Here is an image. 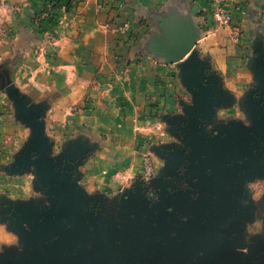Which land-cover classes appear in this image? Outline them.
I'll use <instances>...</instances> for the list:
<instances>
[{"label":"crops","instance_id":"1","mask_svg":"<svg viewBox=\"0 0 264 264\" xmlns=\"http://www.w3.org/2000/svg\"><path fill=\"white\" fill-rule=\"evenodd\" d=\"M16 1L7 6L13 13L15 24L9 46L0 53V92L33 93L38 100V96L45 94L49 99L46 103H31L33 111L41 110L38 118L20 116L21 133L29 130L23 124L32 121V125L38 126L36 132H45V137L38 135L32 145L23 144L26 136L19 143L23 155L37 152L36 161L19 166L24 178L25 175L32 176L33 185L42 178L51 182L54 175H60L64 159L72 152L83 155L90 136L101 145L99 153L104 143L101 137H106L108 155L112 153L114 156L109 157L108 162L96 158L90 173L112 172L118 165L122 171L131 169L134 161L139 162L137 156L141 154L133 149L134 143H146L150 136H154L153 130L156 131L151 124L157 122V117L146 114L153 102H159L162 108L167 105L166 111H174L176 107L181 112L182 107L187 106L184 101L198 89L224 92L226 103H213L208 99L207 103H197V106L208 109L217 104L223 111L221 123L226 119L228 124L237 121L238 125H242L246 107H262L260 103L245 102L259 86L254 65L260 60L256 53L264 52V0H228L233 12L231 27L217 26L212 22L208 15L209 0H124V12L134 22L126 34L132 30L138 34V49L145 48L154 38L160 47L157 54L143 49L139 55L141 61L131 66L121 62L120 53L116 51L117 39L122 35L115 29L123 14L113 9L115 0H110L109 7L100 15H95V4L91 3H80L74 15L61 10V18L55 24L39 19L42 0ZM122 52L126 54L125 50ZM86 73L95 76V81H101L99 85H96L98 81L86 82ZM90 93L97 102L91 103L94 106L89 104L92 108L86 110L84 99ZM192 106L195 105H189ZM232 109H237L236 120L234 112H229ZM170 117L166 119L165 116L163 121L168 123L172 120ZM261 127L254 133L238 131L239 141L260 138ZM17 130V127L7 126L3 133L1 128L3 134L0 138L8 139L13 134L18 139ZM220 135L201 136V140L221 139L226 153L230 152L231 134L222 132ZM195 139L196 136L186 135L183 140ZM160 144L165 149L161 151L163 147L153 145L150 150L157 148L161 153L169 151L182 156L191 148L180 142L169 144L167 140ZM6 147L13 145L7 140ZM155 206L147 205L145 212L128 215V233L118 223L117 232L108 229L109 238L123 239L114 250L131 253L127 255L129 264H138V259L142 264H156L159 257L150 260L148 242V236L156 230L154 223L158 224L160 235L171 236L170 213L156 211L159 207L154 209ZM228 206L221 210L225 220L220 232L222 243L200 245L201 249L206 252L213 248V251L227 253L229 264H238L247 247L225 240L240 241L248 236L257 239L255 243L263 247V252L243 259L248 258L246 264H264V218L260 220V228H250L244 205H237V211L232 214L228 212ZM43 215V210L37 213L38 218ZM171 216L173 221L177 220L175 214ZM32 219L27 217L19 226L5 230L3 242L0 240V264H70L67 258L56 260L47 249L51 245L45 238L52 229L39 227L41 222ZM172 233L176 234L174 230ZM171 240L159 245L168 260L157 264L180 263L177 250L183 244L180 240ZM188 247L190 251L198 250L197 244Z\"/></svg>","mask_w":264,"mask_h":264},{"label":"rangeland","instance_id":"2","mask_svg":"<svg viewBox=\"0 0 264 264\" xmlns=\"http://www.w3.org/2000/svg\"><path fill=\"white\" fill-rule=\"evenodd\" d=\"M27 1L20 0L22 3ZM16 2L0 0V53L9 46L13 37L15 22L12 19L13 13L7 6H12ZM42 2L43 10L39 19L54 24L59 22L61 10L74 15L80 3L95 4V15H100V12L110 4V0H42ZM124 6V0H115L112 4L113 9L124 15L120 14L115 29L117 34L122 35L117 39L116 51L120 53L121 62L131 66L141 61L139 55L144 48L138 49L140 39L135 31L126 34L134 22L130 21L126 11L124 12ZM108 19L107 17L106 20ZM122 50H125L126 54ZM132 52L136 54L131 55ZM258 57L260 60L254 67L259 86L245 103H260L263 108L246 107L247 112L242 115V125H238L237 121L228 124L226 119L221 123L223 111L219 110L217 104L208 109L197 106V103H207L208 99L213 103H226L227 97L224 92H205L198 89L194 95L189 93L192 97L184 101L187 106L182 107L181 112L176 107L174 111L172 109L166 111L167 105L162 108L159 102L150 104L151 110L146 114L157 117V122L151 124L156 131L153 130L154 136H150L146 143H134L133 149L141 154L137 156L139 162L134 161L131 169L122 171L118 165L112 172L107 170L95 172L94 175L90 173L93 165L95 166L96 158L108 162L114 157L112 153L108 155L110 152L106 145V137H101L104 143L99 153L101 145L90 139L92 138L90 136L83 155L77 156L78 154L72 152V155L64 159L60 175H54L51 182L42 178L34 185L32 176L25 175L24 178L19 166L21 163L36 161L37 152L32 150L33 152L27 156L23 155L24 151L19 143L26 136L23 144L32 145L38 135L45 137V132L44 130L36 132L38 126L32 125V121L23 124L28 126L25 128L29 130L21 133L20 116L38 118L42 114L41 110L33 111L31 103H46L49 99L45 94L38 96V100L34 98L33 93L1 91L0 135L5 133L7 126H14L17 127L20 137L17 139L11 134L8 139L0 138V240L3 242L7 228L17 227L23 219L33 217L32 220L41 222L38 224L39 227L52 229L45 239L46 243L51 245L47 246V249L56 260L67 258L70 264H129L127 255L131 253L114 250L122 238L117 236L109 238L108 229L117 232L118 223L128 233L127 216L143 213L147 210V205L153 207L157 204L154 209L157 207L159 209L156 211L170 213L168 221L171 236L160 235L157 231L159 226L154 223L156 230L148 236L150 260L159 257L156 264L168 260L159 245L172 239L180 240L183 244L181 249L177 250L181 257L179 264H229L227 253L213 251V248L204 252L200 245L222 243L220 232L224 228L222 224L225 220L221 216V210L227 208V205L231 214L237 211V205H244L250 228H260V220L264 218V52L256 53V58ZM94 77L86 73L84 80L91 84L96 80ZM97 81L94 83L99 85L101 81ZM96 102L90 93L84 99L86 110L92 108L89 104L94 106L91 103ZM229 112H234L236 120L237 109ZM165 116L166 119L171 116L172 120L166 123V120L163 121ZM204 120L207 122L204 123ZM260 127L263 130L260 138L239 141L238 131L247 133L250 130L254 133ZM222 132L231 134L228 153L221 139L201 140V136L208 138L221 136ZM186 135L196 136L197 139L184 141ZM7 140L13 147H6ZM164 140L169 141V144L180 142L191 148L182 156H175L169 151L161 153L165 146L160 143ZM190 143L192 146H188ZM153 145L163 148L161 151L157 148L150 150V146ZM56 152L59 154V149ZM145 158L154 163V174L147 181L143 176ZM148 188L155 191L156 199L146 193ZM41 210L44 211V215L38 218L37 213ZM173 214L177 219L175 221L171 216ZM172 230L176 234H173ZM255 240L257 239L245 237L247 244H252ZM124 241L127 242V239ZM225 242L238 241L229 239ZM193 244L198 245V250L190 251L188 246ZM234 254L237 255V252ZM138 262L142 264L139 259Z\"/></svg>","mask_w":264,"mask_h":264},{"label":"built area","instance_id":"3","mask_svg":"<svg viewBox=\"0 0 264 264\" xmlns=\"http://www.w3.org/2000/svg\"><path fill=\"white\" fill-rule=\"evenodd\" d=\"M210 9L208 15L212 22L217 26L231 27L233 25V12L228 6V0H209ZM154 174V163L145 158V167L143 169V176L149 180Z\"/></svg>","mask_w":264,"mask_h":264},{"label":"water","instance_id":"4","mask_svg":"<svg viewBox=\"0 0 264 264\" xmlns=\"http://www.w3.org/2000/svg\"><path fill=\"white\" fill-rule=\"evenodd\" d=\"M144 50L145 51H151L153 52L154 54H157L160 47H159V43L157 42L156 38L154 39H151L150 42L144 46ZM239 245H245L247 247V251L242 253L241 256H242V260H238V264H246V260L249 258V257H254V256H257L259 254H261L263 252V247L259 244H256L255 242L252 243V244H247L245 243V238L243 237L240 241L237 242ZM245 257H248L246 258L245 260L243 258Z\"/></svg>","mask_w":264,"mask_h":264},{"label":"flooded vegetation","instance_id":"5","mask_svg":"<svg viewBox=\"0 0 264 264\" xmlns=\"http://www.w3.org/2000/svg\"><path fill=\"white\" fill-rule=\"evenodd\" d=\"M146 193L149 194V195H152L154 199L157 198L155 191H153V190L150 189V188H148V189L146 190Z\"/></svg>","mask_w":264,"mask_h":264}]
</instances>
